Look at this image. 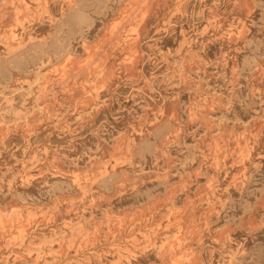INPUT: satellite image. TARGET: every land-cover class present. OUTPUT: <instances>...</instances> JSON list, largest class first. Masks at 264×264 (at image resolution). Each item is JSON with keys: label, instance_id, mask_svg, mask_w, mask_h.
Wrapping results in <instances>:
<instances>
[{"label": "rangeland", "instance_id": "1", "mask_svg": "<svg viewBox=\"0 0 264 264\" xmlns=\"http://www.w3.org/2000/svg\"><path fill=\"white\" fill-rule=\"evenodd\" d=\"M0 264H264V0H0Z\"/></svg>", "mask_w": 264, "mask_h": 264}]
</instances>
